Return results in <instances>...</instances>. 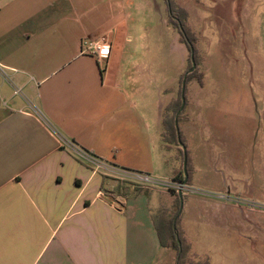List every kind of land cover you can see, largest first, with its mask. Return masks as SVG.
I'll list each match as a JSON object with an SVG mask.
<instances>
[{
	"label": "crops",
	"instance_id": "0c3cea01",
	"mask_svg": "<svg viewBox=\"0 0 264 264\" xmlns=\"http://www.w3.org/2000/svg\"><path fill=\"white\" fill-rule=\"evenodd\" d=\"M144 11L154 15L151 1L0 0V264H176L155 226L163 207L130 178H154L156 147L167 162L164 113L177 98ZM101 36L112 43L107 60L83 51ZM248 126L244 194L257 222L264 86L251 90ZM175 149L171 180L181 182ZM210 203L217 212L233 207L240 225L238 207Z\"/></svg>",
	"mask_w": 264,
	"mask_h": 264
},
{
	"label": "rangeland",
	"instance_id": "374dc122",
	"mask_svg": "<svg viewBox=\"0 0 264 264\" xmlns=\"http://www.w3.org/2000/svg\"><path fill=\"white\" fill-rule=\"evenodd\" d=\"M149 1L155 8L154 15L149 19L144 11L141 21L146 28L150 22L153 24V36L149 33L148 37L155 40V48L168 60L167 69L163 67V70L171 81L169 89L177 92V100L181 80L189 70L190 52L170 23L168 0H146ZM170 1L186 13L185 25L195 39L196 56L201 60L197 74L203 75L202 85L198 79H191L185 93L183 90L187 105L184 120L178 123L193 169L191 186L179 190L176 184L183 181L171 180L177 161L175 148L185 150L177 145H170L173 149L165 148L167 162L164 163L156 147L155 161L159 169L151 178L162 183H142L134 179L135 175L130 178L136 181L133 182L136 188L152 189L159 207L168 208L173 204L170 216L176 213V198L182 192L179 227L190 236L196 254L202 257L201 262L264 264V218L257 222L250 218L255 204L244 194L249 180L251 90L254 85L264 86V0ZM143 32L147 37V30ZM239 101L242 104L234 108V103ZM233 110L234 114H230ZM167 120L174 123L172 112ZM225 160L229 167H224ZM184 174L188 176L185 170ZM209 200L238 207L240 225L236 222L234 226L230 220L233 207L217 212ZM258 207L264 210L259 203ZM189 257L198 260L192 252Z\"/></svg>",
	"mask_w": 264,
	"mask_h": 264
},
{
	"label": "trees",
	"instance_id": "16d2710c",
	"mask_svg": "<svg viewBox=\"0 0 264 264\" xmlns=\"http://www.w3.org/2000/svg\"><path fill=\"white\" fill-rule=\"evenodd\" d=\"M168 10L170 23L178 30L181 41L187 46L190 52V57L189 70L185 78L183 77L181 80V91L179 98L175 101H172L165 109L163 120L164 133L162 135V140L166 148L169 149L171 148L170 145L184 147L185 150L181 148L179 149V153L182 157L183 168L180 172H178V174H180L181 176L184 175L182 181L186 180L187 185H191L190 174L193 169L190 165L189 154L186 150L185 142L179 130L178 123L184 120V112L187 104V101H185L184 108H182L183 100H186L185 96L182 94L183 90L185 93L187 83L191 79H198L200 84L202 85L203 75L197 74V67L201 60H198L196 56L195 39L188 27L185 25L186 13L170 0H168ZM193 63L196 64V68L193 72H190L193 67ZM170 112L174 114V123L167 120V115ZM185 156L187 158L186 168L184 167ZM184 170L187 171V177H185ZM181 202L182 200L180 196H178L176 198L177 211L173 216H170L168 210L166 208H163L155 217V226L158 232L161 246L163 248L173 249L177 252L176 264H208L207 262L204 263L200 260H196V258L189 257V254L191 253V243L179 227V220L181 216ZM193 256L195 257L194 254Z\"/></svg>",
	"mask_w": 264,
	"mask_h": 264
},
{
	"label": "built area",
	"instance_id": "2783aa9c",
	"mask_svg": "<svg viewBox=\"0 0 264 264\" xmlns=\"http://www.w3.org/2000/svg\"><path fill=\"white\" fill-rule=\"evenodd\" d=\"M83 51L85 53L91 54L95 56L98 60H107L109 59L112 51V43L108 36H101L97 40H85L83 42ZM15 94H20V90H16ZM134 179L139 180L142 183L146 184H160L162 182H159L157 180L152 179L149 175L146 174H136ZM133 178V177H132ZM133 182H136L132 180ZM163 185L166 186V182H163ZM177 189L183 190L187 189V185H185L183 182L176 184ZM169 186V185H168Z\"/></svg>",
	"mask_w": 264,
	"mask_h": 264
},
{
	"label": "water",
	"instance_id": "95a60500",
	"mask_svg": "<svg viewBox=\"0 0 264 264\" xmlns=\"http://www.w3.org/2000/svg\"><path fill=\"white\" fill-rule=\"evenodd\" d=\"M195 68H196V64L193 63V67H192V69L190 70V72H193V71L195 70ZM184 104H185V101L183 100V105H184ZM182 108H183V107H182ZM186 164H187V158H186V156H185V158H184V167H185V168H186ZM183 183H184L185 185H187V181H186V180H184ZM179 196H180V198L182 197V192L179 193Z\"/></svg>",
	"mask_w": 264,
	"mask_h": 264
}]
</instances>
